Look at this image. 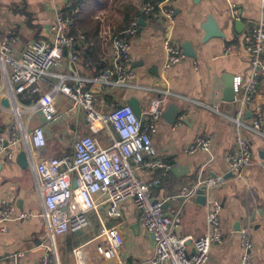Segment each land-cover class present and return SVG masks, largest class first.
Returning a JSON list of instances; mask_svg holds the SVG:
<instances>
[{
	"label": "crops",
	"instance_id": "obj_1",
	"mask_svg": "<svg viewBox=\"0 0 264 264\" xmlns=\"http://www.w3.org/2000/svg\"><path fill=\"white\" fill-rule=\"evenodd\" d=\"M76 3L77 0H0V37L12 33L16 37L14 50L17 54L34 40L51 38V26L59 8L74 18L70 32L84 36L72 47H65L60 65L54 66L46 80L38 83L41 88L38 94L26 92L15 101L3 91L0 78V133L10 138L17 132L13 129L17 119L16 102L21 125L28 131L42 125L47 134V145L40 155L33 154L22 140L13 146L12 162L0 155V205L6 200L16 206L14 219L0 222V264H6L18 251L25 252L24 264H42L48 247L52 264H73L78 258L81 264H146L151 258L154 236L146 230L133 200L122 202L116 217L108 216V204L105 203L98 212H90L87 228L50 235L46 221L40 216L43 202L36 188L34 169L42 157L73 154L77 135L90 133L86 114L72 110V102L66 96H57L55 103L59 113L51 122L45 121L38 105L39 98L50 91L51 83L59 81L58 74L93 77L111 66L112 37L133 21L139 22L141 16L144 21L139 23L137 33L131 39L137 85L109 87L88 82L87 88L94 92L99 109L105 112L112 110L114 103H128L132 97L141 101L143 109L151 96L150 86L169 88L174 92L163 107L165 113L179 105L176 121L169 122L163 113L153 136L158 156L172 167L167 172L162 168L140 170L139 175L150 183L160 181L153 183V196L163 202L166 213L181 216L180 235L197 237L205 234L208 201L211 197L221 201L224 242L211 247L205 264H239L245 253L243 228H250L252 232L253 264H264V169L260 166L264 160V134L245 129L254 163L245 169L242 177H236L226 157L236 146L237 131L231 117L237 115L239 104L235 99L224 98L223 79L225 73L232 74L234 79L241 76L247 80L250 76L251 61L243 48V38L264 19L261 0H175L172 35L180 40H191L197 56H187L169 70L164 69L169 26L158 14L143 15L135 0H107L103 7L92 12V22L84 23L81 19L83 10ZM234 4L240 10L237 18L227 13ZM130 6L140 14L127 22ZM209 17L217 22L224 36L204 40L203 25ZM237 19L245 23L242 32L236 28ZM231 45L236 47L226 53ZM74 54L77 59L72 58ZM263 97L264 89L257 98L264 109ZM245 121L251 123L249 109ZM209 133L213 134L209 150L192 154L186 151L197 135ZM97 136L102 145L109 144L106 132ZM22 150L27 153V167L18 161ZM221 175L225 176V182L206 191L208 199L205 203L197 199L198 193L193 201L180 199L184 186ZM22 212H32V215L17 218L16 215ZM102 224H120L123 243L119 249L112 248L105 238L97 237ZM76 249L80 251L78 256Z\"/></svg>",
	"mask_w": 264,
	"mask_h": 264
},
{
	"label": "built area",
	"instance_id": "obj_2",
	"mask_svg": "<svg viewBox=\"0 0 264 264\" xmlns=\"http://www.w3.org/2000/svg\"><path fill=\"white\" fill-rule=\"evenodd\" d=\"M135 1L143 15L158 14L169 26L165 39L164 69L169 70L182 62L187 55L181 40L172 35L175 0ZM261 4L264 8V0H261ZM227 13L237 18L240 10L234 4ZM73 20L72 15L65 14L59 8L51 26V38L34 40L20 54L14 50L16 37L12 33L0 37V78L6 95L16 101L21 94L29 92L36 95L41 91L38 83L46 80L54 66L60 65L65 47H72L84 37L70 32ZM138 27L139 22L133 21L112 37L111 66L93 77L58 74L59 81L51 83L50 91L39 98L38 105L45 121L51 122L57 118L59 110L55 100L58 95H64L72 102V110H81L86 114L90 130L89 134L77 135L73 154L42 157L34 165L36 188L43 202L40 216L46 221L50 235L66 234L87 228L90 212H98L102 204H108L109 217H116L120 214L121 203L133 200L146 230L154 236L155 248L146 264H205L209 260L211 247L224 242L221 201L214 197L208 201L205 234L197 237L180 235L181 216L166 213L163 202L153 196V183L160 181L150 183L139 175L140 170L162 168L167 172L172 167L158 156L153 136L163 117L164 103L175 93L169 88L148 87L151 96L138 116L127 102H116L112 110L102 111L94 92L87 88L88 82L109 87L137 85L131 39ZM234 47L236 45L229 46L225 52ZM243 48L250 56L251 73L247 80L241 76L234 79L235 101L239 104L237 115L231 117L237 131L236 146L226 157L230 170L238 178L254 163V153L245 129L264 134L263 103L257 99L264 89V19L245 34ZM72 58L77 59L78 56L74 54ZM14 104L17 119L13 129L17 132L10 138L0 133V155L9 162L14 160L13 146L18 141L22 140L35 155H40L41 149L47 145L44 126L26 130L20 122L18 105L16 102ZM248 109L251 111L250 124L245 121ZM100 132H106L109 136L106 146L97 136ZM212 141L213 134H199L186 147V151L192 154L209 150ZM30 151L27 150L28 153ZM260 166L264 169V160ZM224 182L223 175L201 179L196 184L184 186L181 196L193 201L201 186L205 185L208 192ZM15 214L16 206L3 200L0 222L14 219ZM31 215L32 212H22L16 217L28 218ZM119 228L120 224H102L97 237L105 238L112 248L119 249L123 243ZM241 235L245 253L239 264H253L251 229L243 228ZM48 249L42 264L53 263ZM79 253V249H76L75 255ZM24 256L25 252L18 251L11 255V260L6 264H24ZM73 264H81V260L78 258Z\"/></svg>",
	"mask_w": 264,
	"mask_h": 264
},
{
	"label": "water",
	"instance_id": "obj_3",
	"mask_svg": "<svg viewBox=\"0 0 264 264\" xmlns=\"http://www.w3.org/2000/svg\"><path fill=\"white\" fill-rule=\"evenodd\" d=\"M144 21V17L141 16L139 18V23L142 24V22ZM236 28L238 31L242 32L245 29V23L243 22V20L241 19H237L236 20ZM203 29L205 30V36H204V40L209 39L210 37H215V36H224V33L222 32V29L220 28V26L217 24V22H215V20L212 17H209L206 24L203 25ZM181 45L186 53L187 56H192V57H196L197 53L195 50V46L193 44V42L191 40H188L186 38L181 39ZM223 79L225 82V90H224V98L226 100H231L233 101L235 99V90H234V78L232 74L229 73H225L223 75ZM4 104L7 105V102L4 100L3 102ZM128 104L131 105L134 109V111L136 112V114L138 116L141 115V101L136 98V97H132L129 101ZM173 107H171V109H169V111L164 113V117L171 123H175L177 115L179 113V105L177 104L173 109ZM18 161L19 163L24 166L27 167L28 166V162H27V153L25 150H22L19 154H18ZM76 185V184H75ZM198 196L197 199L198 200H202V202H206L207 201V196H206V186L203 185L201 186L198 191ZM180 199H184L183 196L180 197Z\"/></svg>",
	"mask_w": 264,
	"mask_h": 264
},
{
	"label": "trees",
	"instance_id": "obj_4",
	"mask_svg": "<svg viewBox=\"0 0 264 264\" xmlns=\"http://www.w3.org/2000/svg\"><path fill=\"white\" fill-rule=\"evenodd\" d=\"M104 1L107 0H77L76 5L81 6L83 10L81 12V19L84 21V23H90V21L92 22V12L99 7H103ZM148 1L158 2L159 0ZM127 12L129 13L127 16V22L131 21L140 14L134 6L128 7ZM66 14H68V12H66Z\"/></svg>",
	"mask_w": 264,
	"mask_h": 264
},
{
	"label": "rangeland",
	"instance_id": "obj_5",
	"mask_svg": "<svg viewBox=\"0 0 264 264\" xmlns=\"http://www.w3.org/2000/svg\"><path fill=\"white\" fill-rule=\"evenodd\" d=\"M103 132H100L98 135H102Z\"/></svg>",
	"mask_w": 264,
	"mask_h": 264
}]
</instances>
